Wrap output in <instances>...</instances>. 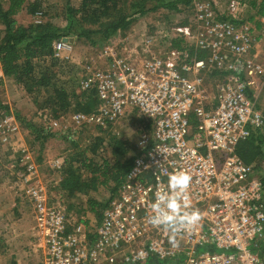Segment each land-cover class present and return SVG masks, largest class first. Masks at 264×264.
<instances>
[{"label":"built area","instance_id":"obj_1","mask_svg":"<svg viewBox=\"0 0 264 264\" xmlns=\"http://www.w3.org/2000/svg\"><path fill=\"white\" fill-rule=\"evenodd\" d=\"M229 4L235 18L236 3ZM215 16L208 12L210 25L200 30L177 26L159 40L140 38L122 59L110 49L105 68L81 79L79 91L93 92L97 106L72 114V123L105 131L133 113L143 120L140 155L94 227L69 222L44 188L35 187L30 200L35 234L45 246L41 264H264V185L236 154L252 135L264 139L257 108L264 68L246 57L252 30ZM70 50L62 41L53 57L67 60L60 55ZM3 118L0 127L14 131V115ZM25 168L26 184L35 166L25 162ZM176 172L189 177L181 213L196 212L198 222L155 226L153 205L170 191L169 175Z\"/></svg>","mask_w":264,"mask_h":264},{"label":"rangeland","instance_id":"obj_2","mask_svg":"<svg viewBox=\"0 0 264 264\" xmlns=\"http://www.w3.org/2000/svg\"><path fill=\"white\" fill-rule=\"evenodd\" d=\"M78 1L44 0V16H30L25 10L14 16L18 25L25 28L43 22L58 28L60 34L68 33L60 42H69L72 44V50L69 53H61L60 56L67 57L66 61L71 69L62 75V79L69 80V85L78 83L80 79L88 76L92 69H104L110 57V49L115 48V55L118 53L117 58L122 59L140 38L145 39L148 36V39L159 40L162 34L170 33V28L177 26H190L192 30H200L210 25L208 12L219 18V13L230 11L229 1L236 3L233 14L237 15L234 19L238 20V16L242 18L238 20L241 22L237 25L247 28L252 25L243 20L247 14V6L241 0H192L189 6L182 7L181 12L165 8L149 10L145 15L137 17L127 31L104 41L99 34L82 36L85 26L73 19L67 10L70 6L78 7ZM153 6V3L148 4V8ZM263 32L252 29L251 45L247 49L246 57H255L264 68ZM121 41H125L122 42L123 45ZM51 64L50 59L35 61V73L43 69L58 75ZM209 83L212 85V80ZM0 103L8 108L6 115H14L16 119L15 125H10L14 131L0 127V264H41L45 246L35 234V208L30 194L40 185L48 193V202L59 208L69 222L85 220L90 227L96 226L98 221L95 220L94 214L89 212L87 200L93 198L105 203L110 196L109 191L101 188L98 191L79 193L68 200L63 196L60 202L57 200L60 196L56 186L64 169L68 167V160L74 155L80 158V153L87 149L92 139L97 137L104 142L113 139L124 140L130 147L139 144L143 120L131 113L130 116L114 122L108 130L100 131L92 126H75L71 119L73 113L70 111L59 120L51 118L57 122L56 126H51L48 120L43 118V112L47 109L43 98L38 94L30 95L23 85L12 78L3 77L2 73ZM3 120L4 118L0 117V125ZM3 138H6L5 141ZM131 154L134 155L135 150H132ZM25 162H32L35 166V173L29 176L30 180L26 184L21 178V175L25 174ZM253 170L260 178L264 173V160L255 162Z\"/></svg>","mask_w":264,"mask_h":264},{"label":"trees","instance_id":"obj_3","mask_svg":"<svg viewBox=\"0 0 264 264\" xmlns=\"http://www.w3.org/2000/svg\"><path fill=\"white\" fill-rule=\"evenodd\" d=\"M43 1L0 0V71L3 77L12 78L23 85L30 95L38 94L42 97L47 108L43 115L49 116V119L59 120L70 111L73 114H89L97 106L94 93L79 91L81 79L74 85H69V80L62 79L65 71L70 72L71 69L66 60L53 57L55 46L68 33L60 34L58 28L43 22L25 28L18 25L14 19V16L23 10L30 16H44ZM78 2V7L70 6L67 10L73 19L85 26L81 28L82 36L99 34L104 41H108L118 33L127 31L137 17L145 15L149 10L165 8L169 11L181 12L182 7L189 6L192 0H79ZM241 2L247 6V14L243 20L252 23L249 29L264 31V0H241ZM149 3H153L154 6L148 8ZM220 16V21H230L235 24H239L241 21L238 20L242 19L238 16L239 19L236 20L227 12ZM171 42L174 47L180 45V39H172ZM193 49H189L190 54H193ZM198 58H202L201 54ZM46 59H50L51 67L58 75L43 69L35 73V61H46ZM215 78V73L211 72L208 79L215 81ZM6 114L8 108L0 103V117ZM192 124L194 125V121ZM132 150H135L134 155L131 154ZM236 154L248 165L264 160L263 137L256 133L241 141L236 147ZM139 155L138 144L130 147L124 140L113 139L104 142L97 137L92 139L87 149L80 153V158L74 155L68 160V167L64 169L62 178L56 186L60 196L57 200L62 202L63 196L68 200L79 193L106 188L110 196L105 203L93 198L87 200L89 212L94 214L96 221H99L102 212L117 194ZM260 179L264 185V173ZM83 223L88 225V221Z\"/></svg>","mask_w":264,"mask_h":264},{"label":"clouds","instance_id":"obj_4","mask_svg":"<svg viewBox=\"0 0 264 264\" xmlns=\"http://www.w3.org/2000/svg\"><path fill=\"white\" fill-rule=\"evenodd\" d=\"M189 183L186 173L176 172L169 175L170 191L159 194L153 205L154 215L150 218L155 226L170 225L177 228H189L198 222L196 212L181 213L180 200L183 198Z\"/></svg>","mask_w":264,"mask_h":264},{"label":"crops","instance_id":"obj_5","mask_svg":"<svg viewBox=\"0 0 264 264\" xmlns=\"http://www.w3.org/2000/svg\"><path fill=\"white\" fill-rule=\"evenodd\" d=\"M257 103H258L257 105H259L258 108L259 111L264 115V87L261 89V92L258 94Z\"/></svg>","mask_w":264,"mask_h":264}]
</instances>
